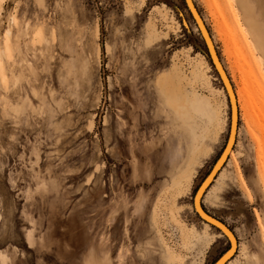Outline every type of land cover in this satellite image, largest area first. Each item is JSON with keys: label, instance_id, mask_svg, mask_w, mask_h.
I'll return each mask as SVG.
<instances>
[{"label": "rangeland", "instance_id": "1", "mask_svg": "<svg viewBox=\"0 0 264 264\" xmlns=\"http://www.w3.org/2000/svg\"><path fill=\"white\" fill-rule=\"evenodd\" d=\"M192 1L238 110L202 205L237 240L226 264H264V0ZM217 15L232 28V58ZM199 63L208 84L192 78ZM165 86L220 107L226 130L206 156L165 100L156 116ZM142 117L152 123L134 140ZM229 121L182 0H0V264H212L228 241L204 233L192 199ZM192 153L189 181L172 180Z\"/></svg>", "mask_w": 264, "mask_h": 264}, {"label": "bare ground", "instance_id": "2", "mask_svg": "<svg viewBox=\"0 0 264 264\" xmlns=\"http://www.w3.org/2000/svg\"><path fill=\"white\" fill-rule=\"evenodd\" d=\"M226 7L228 9L231 8V1L226 0ZM242 7H244V6H242ZM221 11H223V10H221ZM217 16L219 18L215 17V22H216L217 29L219 31V36L221 38V41H222L223 46L225 48V51L227 52V54L229 56H231L230 58H232L233 54L235 55V53H236L235 51L237 48L236 43H235L236 41H234V36L232 35V32H233L232 28L230 26L229 21H227L223 15L222 16L217 15ZM242 39H245V37ZM232 64H233V66H235V61H233ZM201 65L202 64L199 63L195 66V68L192 72V78L195 80H201L203 83L208 84L209 79L207 78V76H206L205 72L203 71ZM177 89H178L177 87H168V86H165L164 88L159 87L160 95L158 94V96H159L158 101L160 104H162L163 100H165L170 111L173 112L174 114H176V116H178V120L181 123L180 127L188 132V134L190 135V140L195 143L194 147H193V149H194L193 151L195 152V150H196V152H200L202 154V156H206L208 153H210L211 145L214 142L216 143V141L218 142L219 139L221 138V136L225 133L226 119L222 116V112L220 110V107L217 106L214 102H212L211 99H209L208 97L199 96L196 93H190V94L186 93V94L182 95L183 100L179 101L176 98ZM237 113H238V110H237ZM143 119H145V117H142L141 119H139V121H137L134 124L138 125L139 122ZM229 119H230V117H229ZM236 122H237V119H236ZM145 123H147V122H145ZM230 129H231L230 141H229L228 147L226 148L222 158L219 160V162L217 163V165L215 166L213 171H210V173L208 174V178L205 180V182H203L201 184V186L199 188H197L199 191H198L197 197L195 199L196 205H197L198 200L200 202V199H202L206 190L211 185V182L217 176L218 172L222 169V167L225 164L228 156L232 152V148L235 144V139H236V135H237V129L234 128L233 123L231 126L230 121H229L227 137H228ZM201 138L203 139V141L204 140L208 141V139H209L208 142H210V143H208L207 146H205L206 143L203 142L202 143L203 145L201 144V146H199V140ZM226 141H227V139H226ZM197 165H199V162H197L196 155L194 156L192 153V155H190L188 157V159H186L184 167L182 169H180L176 175L173 176L172 180H175V181L179 180V181H183V182L189 181L193 172L195 171V166H197ZM173 168H175V167H173ZM192 201H193V199H192ZM201 221H202V224L204 225V230H205L204 233H206L207 230L211 229V226L207 222H204L203 220H201ZM191 230H193V229H191ZM194 231H193V233L195 235L194 237H197V236L200 237V235H198V233L196 231L195 232ZM190 234H192V233H190ZM214 236L219 237V236H221V234L220 233L215 234ZM232 244H233V242H232ZM236 249H237L236 246H234V244H233L231 251H233V253H235ZM165 257L168 260L175 259V256L167 248L165 250Z\"/></svg>", "mask_w": 264, "mask_h": 264}, {"label": "water", "instance_id": "3", "mask_svg": "<svg viewBox=\"0 0 264 264\" xmlns=\"http://www.w3.org/2000/svg\"><path fill=\"white\" fill-rule=\"evenodd\" d=\"M182 1L184 5L186 6L187 10L189 11L193 19V22L197 27L199 35L202 39L204 54L206 55L212 68L214 69V72L218 80L220 81L222 88L226 94L228 106H229L230 124L232 126V123H233L234 128L237 129L236 119H238V113H237V105L235 102L236 97H235L233 86L230 82V79L221 63L220 57L215 49V46L208 33V30L205 27L200 15L198 14L193 1L192 0H182ZM230 137H231V129L229 131L225 146L221 154L218 156L217 160L215 161V164L213 165V168L211 171H213V169L215 168L219 160L222 158L226 148L228 147ZM198 191H199L198 189L195 191L194 197H193V203H192L197 216L199 217V219L203 220L204 222H207L212 228H214L218 233L224 236L226 240L228 241V248L212 264H226L235 254L233 253V251H231V249L233 247V244L237 248L236 238L233 232L229 229V227L224 222L210 215L208 211L205 210V208L202 205V199H200V202L198 200L197 205H196L195 199L197 197Z\"/></svg>", "mask_w": 264, "mask_h": 264}, {"label": "crops", "instance_id": "4", "mask_svg": "<svg viewBox=\"0 0 264 264\" xmlns=\"http://www.w3.org/2000/svg\"><path fill=\"white\" fill-rule=\"evenodd\" d=\"M161 114H163V103L162 104L159 103V106L157 107V111H156V116H161ZM151 123L152 121L148 117H145V119L141 120L138 125L133 124V128L135 129H130V132L134 133L132 138L134 140H140L141 137H144V133H140V130L145 128L147 129L148 127H150ZM126 131H128V129Z\"/></svg>", "mask_w": 264, "mask_h": 264}]
</instances>
